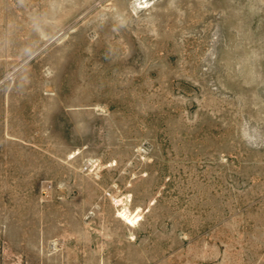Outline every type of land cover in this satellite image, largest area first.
I'll return each instance as SVG.
<instances>
[{
  "label": "rangeland",
  "instance_id": "1",
  "mask_svg": "<svg viewBox=\"0 0 264 264\" xmlns=\"http://www.w3.org/2000/svg\"><path fill=\"white\" fill-rule=\"evenodd\" d=\"M0 264H264V0H0Z\"/></svg>",
  "mask_w": 264,
  "mask_h": 264
},
{
  "label": "bare ground",
  "instance_id": "2",
  "mask_svg": "<svg viewBox=\"0 0 264 264\" xmlns=\"http://www.w3.org/2000/svg\"><path fill=\"white\" fill-rule=\"evenodd\" d=\"M116 202L118 204L120 203L119 205L122 204V208L119 210L118 217L121 218L129 226H135L139 220V214L129 211L122 198L117 199Z\"/></svg>",
  "mask_w": 264,
  "mask_h": 264
}]
</instances>
